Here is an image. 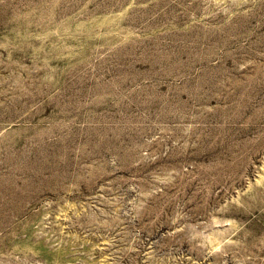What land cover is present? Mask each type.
<instances>
[{
	"label": "rangeland",
	"instance_id": "374dc122",
	"mask_svg": "<svg viewBox=\"0 0 264 264\" xmlns=\"http://www.w3.org/2000/svg\"><path fill=\"white\" fill-rule=\"evenodd\" d=\"M0 264H264V0H0Z\"/></svg>",
	"mask_w": 264,
	"mask_h": 264
}]
</instances>
